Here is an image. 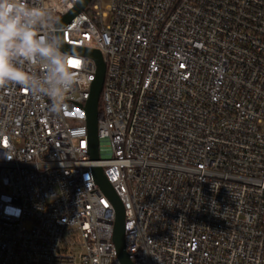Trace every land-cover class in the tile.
<instances>
[{"label": "built area", "instance_id": "built-area-1", "mask_svg": "<svg viewBox=\"0 0 264 264\" xmlns=\"http://www.w3.org/2000/svg\"><path fill=\"white\" fill-rule=\"evenodd\" d=\"M43 0L46 32L100 53L98 153L85 106L96 63L59 111L0 88V264H264V0ZM32 70H38L33 66Z\"/></svg>", "mask_w": 264, "mask_h": 264}, {"label": "clouds", "instance_id": "clouds-1", "mask_svg": "<svg viewBox=\"0 0 264 264\" xmlns=\"http://www.w3.org/2000/svg\"><path fill=\"white\" fill-rule=\"evenodd\" d=\"M53 13L43 0H0V88L18 86L47 98L56 112L78 81L61 37L45 31Z\"/></svg>", "mask_w": 264, "mask_h": 264}, {"label": "water", "instance_id": "water-1", "mask_svg": "<svg viewBox=\"0 0 264 264\" xmlns=\"http://www.w3.org/2000/svg\"><path fill=\"white\" fill-rule=\"evenodd\" d=\"M90 0H80L76 8L66 16L62 17L57 27H63L68 24L75 16L82 12L88 5ZM62 51L75 52L87 56L94 60L96 63L97 73L96 79L92 84L90 96L85 106L86 123L88 129V148L89 156L92 161H98L100 159L98 153V127L97 121L99 117V106H100V95L103 88L104 77H105V64L99 52L93 50H85L77 47H68L64 43L62 44ZM94 179L106 195L110 203L112 204L116 219L114 226L113 243L116 248L117 257L120 264H133L130 261L129 254L126 251L125 245V209L123 204L120 202L118 196L114 192L112 186L107 182L103 170L101 168H95L93 170Z\"/></svg>", "mask_w": 264, "mask_h": 264}, {"label": "snow or ice", "instance_id": "snow-or-ice-1", "mask_svg": "<svg viewBox=\"0 0 264 264\" xmlns=\"http://www.w3.org/2000/svg\"><path fill=\"white\" fill-rule=\"evenodd\" d=\"M78 62L69 60V65L76 66Z\"/></svg>", "mask_w": 264, "mask_h": 264}, {"label": "rangeland", "instance_id": "rangeland-1", "mask_svg": "<svg viewBox=\"0 0 264 264\" xmlns=\"http://www.w3.org/2000/svg\"><path fill=\"white\" fill-rule=\"evenodd\" d=\"M101 1H102L103 6H106L108 4L107 1H105V0H101Z\"/></svg>", "mask_w": 264, "mask_h": 264}]
</instances>
